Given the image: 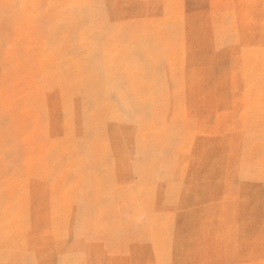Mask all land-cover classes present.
<instances>
[{"label": "rangeland", "instance_id": "1", "mask_svg": "<svg viewBox=\"0 0 264 264\" xmlns=\"http://www.w3.org/2000/svg\"><path fill=\"white\" fill-rule=\"evenodd\" d=\"M0 264H264V0H0Z\"/></svg>", "mask_w": 264, "mask_h": 264}]
</instances>
